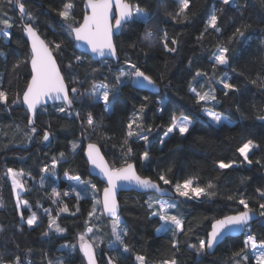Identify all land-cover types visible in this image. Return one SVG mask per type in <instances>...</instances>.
Wrapping results in <instances>:
<instances>
[{
    "label": "trees",
    "instance_id": "16d2710c",
    "mask_svg": "<svg viewBox=\"0 0 264 264\" xmlns=\"http://www.w3.org/2000/svg\"><path fill=\"white\" fill-rule=\"evenodd\" d=\"M86 1L73 0V14L81 23L86 13ZM22 2L26 11L36 18L39 34L46 42L63 41L54 56L69 88L75 86L85 91L93 83H106L110 87L116 86L119 98L109 111H105L102 101L85 94L74 99L66 112L57 111L53 105L39 109L34 125H29L30 115L23 104L12 101L17 94L22 98L30 80L29 63L22 62L29 58L30 49L15 7L5 6L13 27L7 29L10 39L0 36V52L5 54L0 56V81L8 93V103H0V200L4 203V207H0V227L3 228L0 232V259L9 264L17 256L21 264H48V261L52 264L60 261L63 264H86L79 250V236L92 226L91 239L98 245L95 247L98 264H108L109 257L115 264H138L136 254L144 255L147 264H161V261L173 258L178 264H234L230 257L244 247L247 233L227 238L212 255L197 256L188 245H198L199 240H206L215 219L242 211L243 206L238 203L241 198L259 216V220L251 224L252 233L258 241L264 239V215L259 214L262 211L259 204L264 203V198L257 191L264 190V120L258 119L264 116V84L261 83L264 81V0H236V6L221 5L219 0H190L188 19L184 22L174 18L177 11L174 0H130L139 3L151 19L147 24L136 21L115 37L118 64L107 61L108 66H104L101 61L94 62L86 55L83 66L71 70L65 65L83 53L75 49L73 38L64 34L62 26L66 22L58 15L64 0ZM220 7L224 9L218 13L221 30H206L210 15ZM165 13H172V16ZM237 27L242 28L244 36L230 39ZM146 29L156 32L154 41L143 40ZM165 32L169 47H175V52L164 49L162 35ZM172 39L178 41L177 45L171 44ZM221 47L229 49V65H215L214 68L213 58ZM18 62L19 67L13 69ZM127 62L135 63L150 76L159 86V93L136 90L128 80L117 84L115 76ZM93 68L99 70L93 73ZM196 71L214 77V82L209 83L208 77L203 76L194 81ZM225 74L227 82L237 91L224 89L218 83ZM73 81L77 83L73 84ZM190 87H197L198 91L214 88L219 102L197 103ZM141 105L144 106L143 124L140 129L134 125L133 130L139 134L150 128L147 142L138 136L126 135L127 124ZM205 108L226 116L231 124L214 125L204 114ZM77 112L79 117L75 115ZM89 112L96 121L95 131L88 128L82 135L81 124ZM173 115L192 121L186 135L174 132L164 136ZM32 127L36 128L34 135L30 133ZM45 132L49 135L48 141L43 140ZM248 140L258 145L249 154L252 164H248L238 152ZM73 143L77 145L75 150ZM90 143L99 146L111 167L134 163L140 176L150 177L174 194L173 185L187 178L194 177V184L201 187L209 182L214 185L213 189H207L216 193L211 199L207 196L180 199L178 210L184 219L185 233L177 237L178 250L172 247L171 233L156 231L162 221L151 215L153 209L149 207V197L153 194L135 192L119 196V217L128 228L125 242L130 251L124 253L119 247L118 250L110 249L114 240L112 219L100 214L101 205H97L91 196L77 198L66 179L78 176L82 181H91L96 185L100 199L105 186L89 175L83 154ZM129 147L131 154L127 152ZM145 151L149 154L147 161L142 159ZM60 153H64L63 159ZM53 158L57 161L55 168L51 167ZM221 161L231 162L233 167L219 169ZM46 166L47 173L42 171ZM6 168L23 171L22 182L28 190L20 194V199L26 200L29 207L17 208L11 178L5 175ZM161 173L173 184L164 185L159 181ZM41 177H44L43 184ZM53 189L60 193L59 197L52 194ZM228 196L233 199H227ZM65 206L68 211H61ZM93 208L96 215L90 219ZM21 212L24 219H21ZM32 213L37 216V224L29 227L26 221ZM53 218L59 227L65 229L64 232H56V226L49 228ZM45 232L48 235H44ZM65 245H76V248ZM247 264H255L252 256Z\"/></svg>",
    "mask_w": 264,
    "mask_h": 264
},
{
    "label": "snow or ice",
    "instance_id": "6c2138e0",
    "mask_svg": "<svg viewBox=\"0 0 264 264\" xmlns=\"http://www.w3.org/2000/svg\"><path fill=\"white\" fill-rule=\"evenodd\" d=\"M221 5H232L236 6V0H219ZM177 6V11L174 18H179L181 22L187 21V10L190 6V0H174ZM5 6L8 7H18L19 13L21 14V19L24 21L22 24L23 30L31 42L30 56L27 60L22 61L24 63H29L31 65V79L27 83L26 88L23 92L22 98L19 94L13 99V103H23L27 106L28 111L31 113V117L28 121L29 125H32L35 120L37 109L41 105L47 104L49 101L53 102V106L59 112H66L67 109L71 108L73 100L82 95H90L98 101H102L105 111H109L112 104L119 98V91L115 85L109 86L108 84H96L93 83L90 89L82 91L77 87L73 86L69 88V85L65 82V75L61 71L60 65L57 63V59L54 56V52H59L63 41L61 42H46L45 39L41 38L38 31L37 21L31 13L26 11L25 4L22 0H0V25H3V30H0V36L5 39H10L11 34L7 31L13 27V22L10 17L7 16V12L4 10ZM75 4L73 0H64L62 8L59 10L58 15L63 18L66 22L62 27L64 29V34L66 36L72 37L77 42H82L83 45L87 46L88 51H90L94 56L101 57L102 65H107V60L109 58H114L118 60L117 46L114 42V34L116 32L123 31V29L136 21H142L147 24L151 19L149 13L142 9L139 3L130 2V0H87V10L82 17V23L77 21L73 9ZM115 8V11L113 10ZM239 10V8H237ZM224 9L222 7L216 8L210 15L207 21L206 30L208 28L219 32L221 29L218 26L219 15ZM168 16H172V13H165ZM246 27V26H245ZM237 36L243 37L244 31L242 28L237 27L235 33L230 39H235ZM144 41H154L157 38V34L152 29H146L143 34ZM163 47L167 52H175V47H169L168 35L163 33L162 35ZM178 41L176 39L171 40L172 45H177ZM229 49L227 47H221L218 49L217 53L213 58V65H229L228 58ZM3 52H0V56H4ZM87 52L81 56L74 57L73 60L69 61L65 68L68 70L74 67L83 66L86 62L84 56ZM19 67V62L13 65V69ZM99 69L93 68L92 72L95 73ZM235 71V69H233ZM71 75V73L69 72ZM208 77L207 73L201 71H196L193 80L197 77ZM127 79L132 82L134 86L155 87L156 82L148 76L144 71H142L135 63L127 62L125 68L118 70V74L115 76V81L117 84L123 83ZM259 79V78H258ZM209 83L214 82V77H208ZM228 77L225 74L221 77L218 83L223 85L224 89L229 91H237L238 89L231 83L227 82ZM73 81V84H76ZM256 83V81H252ZM264 84V81L261 82ZM190 91L194 94V99L197 103L200 102H219L215 95V89L209 87L207 91L197 90V87H190ZM71 93V95H70ZM227 95V92H225ZM111 97V100H110ZM145 100L148 97H144ZM61 102L59 106L55 105V102ZM0 103H8V93L3 88V83L0 81ZM144 111V106L141 105L138 113H133L130 121L127 124V137L138 136L139 139H143L145 142L149 139V134L151 129L148 128L144 132L137 133L133 130V126L136 129H140L143 124L142 113ZM71 115V113H69ZM204 114L210 118V120L217 126L228 125L230 122L226 117L219 113L211 111L208 108L204 109ZM79 117V113L75 114ZM258 119L264 120V116L258 117ZM96 121H94L93 115L89 112L86 115V119L82 122V135L87 132L88 128L95 131ZM192 126V121L187 117L180 116L177 118L175 115L171 117V122L167 127V131L164 136L167 137L170 133H176L178 135L184 136L189 132ZM30 133L34 135L36 133V128L32 127ZM43 140L48 141V133H44ZM127 143V140L124 141ZM163 144V140H161ZM77 145L73 143V150ZM258 148V145L254 144L251 140H248L243 144L242 147L238 149L240 155L247 161L248 164H252V160L249 159V153L253 149ZM127 152L131 154L132 149L129 147ZM61 159L64 158V153H60ZM88 159L94 168L99 169L106 178L108 186L103 189V199L96 200L97 205H101L100 214H107L112 218L111 223V235L114 237L112 243L109 247L113 250H118L122 248L124 253L130 251L129 246L125 242V237L128 235V228L123 221H121L118 210L119 204L116 199V190L120 186V182H127L128 184H135L136 186L149 190L153 193V196L149 197V207L153 209L151 215L156 216L162 221L159 228L156 229L157 233H171L172 247L179 249V239L177 238L180 233H185L184 219L179 214H173L170 210L177 209L179 207V202L173 200H159L155 195L156 193L167 194V189H162L160 184L153 181L150 177H142L137 174L135 165L131 163H125L122 167H109L107 162L101 155L100 148L96 144L88 145ZM142 159L147 161L149 159V154L145 151L142 154ZM56 159L53 158L52 168L56 166ZM259 163V161H257ZM233 163H225L223 161L218 163L219 169L232 168ZM48 167L42 169L43 172H48ZM5 175L10 177L12 180V186L14 191H16V205L20 208L22 205L24 207H29L27 201H21L19 193L21 191H27L24 183L20 179L24 175L23 171H17L12 168H6ZM52 175H55L53 172ZM70 180H75L78 182V187L84 193H87L88 187L96 188L95 184L91 181L80 182V178L69 177ZM194 177L187 178L182 183L176 182L173 187L175 194L180 197L187 199H199L202 196H207L209 199L214 197L216 193L214 191L210 192L207 189H213L214 185L209 182L205 187H201L198 184L194 186ZM158 180L162 181L164 185L173 184V181L163 173L158 175ZM44 177H41V184H43ZM261 198H264V190L257 189ZM54 196L59 197L60 193L53 189ZM67 195V193H64ZM77 198L81 197V192H76ZM227 199H233L232 196H228ZM238 203L243 206V210L239 211L235 215H225L223 218L215 219L211 224V231L208 234L207 240H199L197 244H189L188 247L194 251L197 256L206 255L217 245L224 237L230 235L234 232L247 233L246 239L243 241L244 247L238 251H235L230 259L234 264H247L250 256H254L255 264H264V239L257 240L256 235L252 233L250 221L254 219L253 209L249 206L248 202L241 198ZM0 207H4V203L0 200ZM259 208L262 210L259 214L264 215V203L259 204ZM63 212L68 211L67 207L60 209ZM79 209L77 208V211ZM46 213H50L49 209H45ZM21 219H24L23 212L20 213ZM96 215V209L93 208L92 212L89 213V218ZM29 227L37 224V216L32 213L26 221ZM55 227L56 232H64L65 229L59 227L56 223V219H50L49 228ZM190 230V229H189ZM3 228L0 227V232ZM93 233V227L88 226L86 232L79 236V250L83 252L84 256L87 258V264H97L95 247L98 246L95 240L91 239V234ZM44 235H48L47 232ZM88 237V239H86ZM65 247L76 248V245H65ZM249 250H251L249 252ZM31 251L30 249L28 250ZM239 258V259H237ZM135 260L138 264H147V258L142 254H136ZM0 264H4V261L0 259ZM12 264H21L20 258L17 256ZM30 264V262H28ZM48 264H52V261H48ZM58 264H63L62 261ZM108 264H115L112 257L108 258ZM161 264H178L175 258L171 260H163Z\"/></svg>",
    "mask_w": 264,
    "mask_h": 264
},
{
    "label": "water",
    "instance_id": "95a60500",
    "mask_svg": "<svg viewBox=\"0 0 264 264\" xmlns=\"http://www.w3.org/2000/svg\"><path fill=\"white\" fill-rule=\"evenodd\" d=\"M15 9H16V11H17V13H18V16H19V19H20L21 23L23 24V20L21 19V14L19 13L18 7H15ZM84 10H85V12H86V10H87V1H86L85 4H84ZM113 10L115 11V8H114ZM22 29H23V27H22ZM121 32H122V31H120V32H116V33L114 34L113 39L115 40V37L119 36V35L121 34ZM23 36H24V38L26 39V41H27V43H28L29 49H31V42H30V39L27 37V35H26V33L24 32V30H23ZM41 38H42V37H41ZM42 39H43V38H42ZM73 40H74V39H73ZM114 42H115V41H114ZM74 47H75V49H76L77 51H79L80 53H83V54H84L85 52H87V56H88L92 61H94V62H98V61H102V60H103V58H101V57H96V56H94V54H92L90 51H88L87 46L83 45L82 42H77V41L74 40ZM117 55H118V53H117ZM107 61H111V62H113V63L116 65V64H118V62H119V55H118V60H117V59H114V58H109ZM29 66H30V72H31V65H30V62H29ZM31 74H32V73H31ZM30 79H31V77H30ZM29 82H30V80H29ZM130 85H131L134 89H136V90L149 92V93H151V94H158V93H159V90H160V88H159V86H158L157 84H155V87H152V86L140 87V86H134L133 83L130 82ZM60 103H61V102H59V101L55 102V104H60ZM22 104H23V103H22ZM50 105H53V102L49 101L47 104H45V105H41V106L37 109V112H38L39 109H41V108H43V107L50 106ZM23 107H24V109L27 111V113H28V114L30 115V117H31V113L28 111L27 106H26L25 104H23ZM36 115H37V113H36ZM35 118H36V116H35ZM34 123H35V120H34ZM34 123H33L31 126H33ZM91 144H93V143H91ZM88 145H89V144H88ZM88 145H86V147L84 148V152H83V154H84V158H85V160H86V162H87V164H88V167H89V175H90L91 177H93V178H96V179L99 180L101 183H103L105 187H107L108 184H107V180H106V178L103 177V174L100 172L99 169L94 168V166L91 164L90 160L88 159ZM97 146H98V145H97ZM98 147H99V146H98ZM100 152H101V155L103 156L104 160L107 162V160H106L105 156L103 155L101 149H100ZM107 164H108L109 167H111V166L109 165L108 162H107ZM131 164H134V163H131ZM134 165H135V164H134ZM135 169H136V166H135ZM136 172H137V170H136ZM137 174H138V172H137ZM138 175H139V174H138ZM160 186H161V185H160ZM161 188H162V189H167V194H164V193H156L155 195H156L157 197L168 198V199L175 198V194H174L171 190H169V189L166 188V187H162V186H161ZM125 192H135V193H139V194H149V193H152L151 191H149V190H145V189H142V188L136 186L135 184H128L127 182H120V186H118V187H117V190H116V199H117V201H118V204H119V196H120V194H121V193H125ZM152 194H153V193H152ZM102 199H103V190H102V192H101V196H100V200H101V201H102ZM120 211H121V210H120V204H119L118 215H120ZM103 215H104L106 218H111V217H109L106 213L103 214ZM253 215H254V219H253L252 221H250V225H251L252 223H254V222H256V221L259 220V216H258L256 213L253 212ZM111 219H112V218H111ZM210 231H211V227H210ZM210 231L208 232V234L210 233ZM243 234H244V233H240V232H234V233H231L230 235L224 237V238H223V239H222L217 245H215L214 248H213L212 250H210V252H209L208 254H209V255H212V254L215 252L216 248H217L221 243H223L227 238H229V237L237 238V237H241ZM207 239H208V235H207ZM207 239H206V240H207ZM81 254H82L83 258H84V261H85L86 264H87V258L84 256V254H83L82 251H81ZM97 264H98V262H97Z\"/></svg>",
    "mask_w": 264,
    "mask_h": 264
},
{
    "label": "rangeland",
    "instance_id": "374dc122",
    "mask_svg": "<svg viewBox=\"0 0 264 264\" xmlns=\"http://www.w3.org/2000/svg\"><path fill=\"white\" fill-rule=\"evenodd\" d=\"M125 80H127V79H125ZM210 102V101H209ZM215 112V111H214ZM216 113H218V112H216ZM220 114V113H219ZM222 115V114H221ZM222 116H224V115H222ZM224 117H226V116H224ZM208 118V120L211 122V123H213L211 120H210V118L209 117H207ZM227 118V117H226ZM227 120L230 122L228 125H230L231 124V121L227 118ZM214 124V123H213ZM215 125V124H214ZM217 126V125H216ZM254 150V149H253ZM252 150V151H253ZM251 153V152H250ZM249 153V154H250ZM20 179L22 180V177H20ZM66 179L69 181V183L71 184V187H72V191L74 192V194H76V192L77 191H79V192H81V197H83V196H91L93 199H94V201H95V203H96V200H100L99 198H98V195H97V188H91L90 186L88 187V191H87V193H84L82 190H81V188L80 187H78V182L77 181H75V180H70L69 179V177H66ZM12 181V180H11ZM80 182H87V181H82L81 179H80ZM194 186H195V184H194ZM14 190V189H13ZM23 192H25V191H21L20 193H19V195L20 194H22ZM14 193H15V197L17 196V193H16V191H14ZM182 198H184V197H180V196H178L177 198H172V199H168V198H161V197H159V200H164V201H168V200H173V201H176V202H179L180 203V199H182ZM184 199H187V198H184ZM22 201V200H21ZM23 202V201H22ZM22 208H26V207H24L23 205L19 208V209H22ZM179 207L177 208V209H173V210H170L173 214H179ZM122 221V220H121ZM53 228V227H52ZM86 238H88V237H86ZM111 249V248H110ZM249 251H251V250H249ZM253 257V259L255 260V258H254V256H252Z\"/></svg>",
    "mask_w": 264,
    "mask_h": 264
},
{
    "label": "built area",
    "instance_id": "2783aa9c",
    "mask_svg": "<svg viewBox=\"0 0 264 264\" xmlns=\"http://www.w3.org/2000/svg\"><path fill=\"white\" fill-rule=\"evenodd\" d=\"M4 264H9V263H5V262H4Z\"/></svg>",
    "mask_w": 264,
    "mask_h": 264
}]
</instances>
